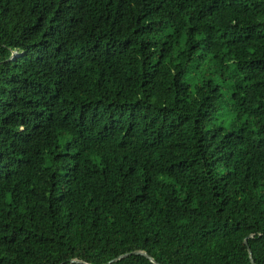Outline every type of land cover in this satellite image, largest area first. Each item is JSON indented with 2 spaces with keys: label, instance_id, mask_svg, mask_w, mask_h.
<instances>
[{
  "label": "trees",
  "instance_id": "trees-1",
  "mask_svg": "<svg viewBox=\"0 0 264 264\" xmlns=\"http://www.w3.org/2000/svg\"><path fill=\"white\" fill-rule=\"evenodd\" d=\"M250 234L264 264V0H0V264H252Z\"/></svg>",
  "mask_w": 264,
  "mask_h": 264
},
{
  "label": "water",
  "instance_id": "water-1",
  "mask_svg": "<svg viewBox=\"0 0 264 264\" xmlns=\"http://www.w3.org/2000/svg\"><path fill=\"white\" fill-rule=\"evenodd\" d=\"M15 54H16L15 51H13L11 57H14ZM251 236H252V234L246 236V237L243 239V242H244L246 245H247V239H248V237H251ZM247 247H248V245H247ZM248 253H249V257H250L251 263H252V264H255V263H254V260H253V258H252L251 251H250L249 247H248ZM129 254H141V255L145 256L146 258H148L151 262H153V263H155V264H159V263H157V262H156V261H155V260H154V259H153V258H152V257L146 252V251H143V250H135V251H131V252H128V253L121 254V255H119L118 257L111 259V260L108 261L106 264H110L111 262H113V261H115V260H117V259H119V258H122V257H124V256H127V255H129ZM70 261H71V262L84 263V261L79 260V259H71ZM85 264H89V263H85Z\"/></svg>",
  "mask_w": 264,
  "mask_h": 264
},
{
  "label": "rangeland",
  "instance_id": "rangeland-1",
  "mask_svg": "<svg viewBox=\"0 0 264 264\" xmlns=\"http://www.w3.org/2000/svg\"><path fill=\"white\" fill-rule=\"evenodd\" d=\"M213 78L217 81L222 79L216 74H213ZM213 118H214V122H218L219 120H222L225 124H227L233 118V113L227 110V106H222V108L218 109V111L214 113Z\"/></svg>",
  "mask_w": 264,
  "mask_h": 264
},
{
  "label": "clouds",
  "instance_id": "clouds-1",
  "mask_svg": "<svg viewBox=\"0 0 264 264\" xmlns=\"http://www.w3.org/2000/svg\"><path fill=\"white\" fill-rule=\"evenodd\" d=\"M15 53L17 54V52H16V51H15ZM16 54H15V55H16Z\"/></svg>",
  "mask_w": 264,
  "mask_h": 264
}]
</instances>
